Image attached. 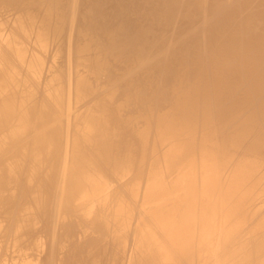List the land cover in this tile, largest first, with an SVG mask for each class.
I'll return each instance as SVG.
<instances>
[{
    "label": "bare ground",
    "instance_id": "1",
    "mask_svg": "<svg viewBox=\"0 0 264 264\" xmlns=\"http://www.w3.org/2000/svg\"><path fill=\"white\" fill-rule=\"evenodd\" d=\"M0 264H264V0H0Z\"/></svg>",
    "mask_w": 264,
    "mask_h": 264
}]
</instances>
